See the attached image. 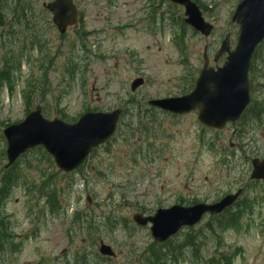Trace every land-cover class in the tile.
Returning a JSON list of instances; mask_svg holds the SVG:
<instances>
[{"label":"rangeland","instance_id":"374dc122","mask_svg":"<svg viewBox=\"0 0 264 264\" xmlns=\"http://www.w3.org/2000/svg\"><path fill=\"white\" fill-rule=\"evenodd\" d=\"M32 1L41 10L49 0ZM75 2L84 23L62 36L47 26L42 48L28 46L20 70L11 74V86H0V164L6 163L4 129L23 121L38 104L46 119L68 123L89 111L123 107L125 113L113 139L71 174L59 170L41 147L14 165L20 177L6 198V210L17 247L0 256V264H148L152 249L161 245L153 242L150 227L135 224L136 213L214 203L240 185L246 186L251 208L239 225L214 233L207 230L211 218L206 217L163 247L185 245L176 260L164 255L163 264H209L213 257L220 264L222 254L231 256V264H264V188L249 184L248 166L252 155H264V50L255 57L252 81L263 110L259 120L245 127L249 134L243 137L244 125L215 132L202 127L196 114L172 116L147 104L190 92L202 67L203 39L172 21L175 16L183 22L182 10L166 15V2L154 18V0ZM202 2L206 20L215 17L217 26L210 42L219 41L235 0ZM5 51L0 48V58ZM136 78L145 84L132 92ZM29 90L32 100L27 102ZM50 176L56 207L47 204ZM188 234L197 236V255L186 245ZM101 242L112 247L114 258L99 254Z\"/></svg>","mask_w":264,"mask_h":264},{"label":"water","instance_id":"95a60500","mask_svg":"<svg viewBox=\"0 0 264 264\" xmlns=\"http://www.w3.org/2000/svg\"><path fill=\"white\" fill-rule=\"evenodd\" d=\"M186 8V22L205 36H209L212 26L202 18L198 6L191 0H172ZM53 14V22L61 34L68 27L77 25V8L73 0H54L46 5ZM241 26L238 47L228 52L227 42L222 45L217 58L228 53L227 61L217 71L204 67L196 82L194 91L183 97L155 99L148 102L173 114H189L198 110V120L206 127L221 130L229 122L238 120L250 103L248 71L257 46L264 40V0H243L233 17ZM144 84L138 78L131 84L134 92ZM124 113L119 108L111 113H86L77 123L69 124L58 118L47 120L38 105L26 119L4 130L7 140L6 168L13 165L25 152L42 146L54 158L57 167L70 173L78 168L89 156L92 149L110 139ZM251 178L264 180V160L252 161ZM241 190L230 194L215 204H198L193 207L174 206L160 209L153 216L135 214L138 226L151 225V233L156 243H164L183 227L196 226L206 214L218 215L237 202ZM100 253L113 257L109 245L101 243Z\"/></svg>","mask_w":264,"mask_h":264},{"label":"trees","instance_id":"16d2710c","mask_svg":"<svg viewBox=\"0 0 264 264\" xmlns=\"http://www.w3.org/2000/svg\"><path fill=\"white\" fill-rule=\"evenodd\" d=\"M43 22L44 18L42 16V11L35 7L32 0H5L0 2V39L3 38L0 48L3 47L6 50L4 57L0 59V86H2L3 83L11 86V74H14L20 70L21 63L23 61L22 56L24 55V51L28 50V46L30 49L37 47H39V49L42 48V29L44 28L41 26V24ZM17 41L19 42L18 47L15 46ZM32 92L33 90H29V92L24 93L27 102L32 100ZM4 153L5 151H3L1 154L5 156ZM42 154L46 155L51 160V158L45 152H42ZM3 172L4 180L2 189L0 188L1 253H5L6 251L9 252L13 247L10 243V237L8 235L9 219L4 216L3 205L5 203V198L9 195L10 190L13 188L15 177L17 175L13 169ZM51 179V176L48 177V190L45 193L48 198V203L51 204V206H54L53 200H57V190L55 189L54 184L51 183ZM50 187L54 190H49ZM58 205L59 202L57 200V206ZM249 207L250 203H245L244 205L241 204L240 206L238 205L235 210L229 209L222 215L212 218L206 223L205 226H207L208 231H213L214 233H217L218 230L234 229L239 225L241 218L247 212V210L251 208ZM89 225L90 222H88L87 227H89ZM186 242V245L192 248L195 255H197L199 251L198 247H200L197 245V236L195 234H188ZM181 246L185 247V245ZM182 247H177L178 251H180ZM170 252L172 253L171 257L173 259H177L178 254H174L177 253V251L173 249ZM164 255H166V253L160 249H156L154 252L153 248L151 255L147 259V262L148 264H163V262L166 260ZM230 257V255L226 256L222 254L220 264H231L232 261ZM216 261L217 258L213 257L209 258L208 263L218 264Z\"/></svg>","mask_w":264,"mask_h":264},{"label":"flooded vegetation","instance_id":"af4514ba","mask_svg":"<svg viewBox=\"0 0 264 264\" xmlns=\"http://www.w3.org/2000/svg\"><path fill=\"white\" fill-rule=\"evenodd\" d=\"M194 1L201 9L202 11V14L204 15V17H206L205 13H204V10H206L204 4H203V0H192ZM242 0H235V3H234V8H233V11L236 10L237 6L239 5V3L241 2ZM166 2L169 3V6H170V11L167 13L165 11V14L166 15H171L173 14V11L175 9H180V10H183V7L179 6V5H176L174 3L171 2V0H154V18L157 17L158 15H160L159 13V10L160 8L162 7L164 9L165 7V4ZM82 14L80 12H78V26L76 27L79 28L80 25H82V22L84 23V18H82ZM162 18H164V15L162 16ZM180 18H182L183 20V15L180 16ZM215 17H213V22L214 23V20ZM176 20V17L173 16L172 17V21H175ZM182 23V21H181ZM238 34H239V25L236 24V23H231L229 26H226L225 30L223 31L222 33V36H224V39L227 37L229 39V46H230V50H233L235 49L236 47V39L238 37ZM221 42V39H219V41H215V42H208V38L205 39V48L207 47L208 49V53H209V65L212 66L213 68L217 69L219 66H221L222 64L220 62L218 63H215L214 60H212V53L214 52L213 50H218V48L220 47V43ZM263 45H261L260 47H262ZM259 47V48H260ZM245 195V193H244Z\"/></svg>","mask_w":264,"mask_h":264}]
</instances>
